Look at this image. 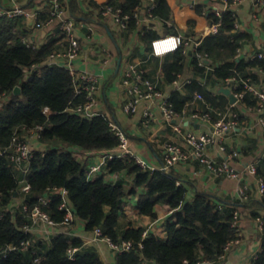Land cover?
<instances>
[{
  "label": "trees",
  "instance_id": "1",
  "mask_svg": "<svg viewBox=\"0 0 264 264\" xmlns=\"http://www.w3.org/2000/svg\"><path fill=\"white\" fill-rule=\"evenodd\" d=\"M222 1L215 0L216 3ZM141 2L89 0L88 4L97 10L109 4L120 7L123 13L132 14ZM154 3L152 16L168 20L173 12L172 0H154ZM211 4V0H198L189 6L193 16L204 17L208 24L217 25V30L204 36L196 48L197 52L207 54L212 62L210 69L206 70L205 65L199 64L195 53L191 54L189 62L194 76L184 86L186 93L174 90L169 96L179 113L183 112L194 93L212 106L224 107L227 104L225 95L214 94L207 88L209 78L215 77V81L223 85H227L228 79L236 78L238 83L234 90L239 92L244 90L243 80L249 78L253 83L257 78L256 73L247 71L248 68L264 70V57L238 59L237 51L248 35L235 31L236 16L232 10L218 14ZM70 10L78 13L76 0H71ZM47 16L45 14V18ZM195 23L194 17L187 20L189 27ZM133 26H136L135 19H130L128 29ZM27 32L22 17L0 16V149L8 151L13 136L23 132L21 127L33 128L36 125H43L40 142L46 144V149L32 152L24 177L11 166L7 152L0 154V207L3 212L0 216V247L31 240L27 248H18L1 258L0 264H103L96 251L83 248L76 252L74 258H68L69 248L82 245L79 237L56 233L46 238L25 232L23 225L30 219L22 211V204L16 202L12 205L13 210H9L17 200L30 208L47 192L50 200L42 209L53 221L63 222L66 213L59 207L62 196L58 188L67 190L75 216L84 221L87 230L100 227L102 234L114 244L131 242L129 250L117 251L116 264H182L185 260L189 263L198 260L213 263L221 260L219 257L226 244L236 238L232 225L234 211L245 204L238 200L227 202L205 191H196L188 199V189L175 172L145 169L128 155L109 159L106 171L87 178L86 165L72 155L69 147L77 146L86 151L112 150L118 146L119 139L110 128L105 113L88 118L68 111V108L84 102L87 93L85 90L75 91V81L66 66L45 63L49 54L59 48L60 38L51 37L34 47L23 41ZM167 32L176 33V30L169 28ZM141 37L149 45L157 34L145 29ZM186 56L180 48L163 57L161 71L166 82L174 81L182 73ZM32 65L37 66L28 79L24 68ZM16 85L20 86L19 93L13 91ZM242 99L247 104L256 103V98L248 91ZM45 107L48 108L47 114L43 113ZM122 171L133 176L132 184L107 177ZM21 179L30 185L26 192L20 189ZM129 195L138 196L135 209L139 214L155 218L156 207L161 204L173 210L165 224V237L144 236L142 227L120 228L124 199ZM260 239L262 251L254 264H264V222ZM35 258H40V262L34 263Z\"/></svg>",
  "mask_w": 264,
  "mask_h": 264
},
{
  "label": "crops",
  "instance_id": "2",
  "mask_svg": "<svg viewBox=\"0 0 264 264\" xmlns=\"http://www.w3.org/2000/svg\"><path fill=\"white\" fill-rule=\"evenodd\" d=\"M60 1L63 4L64 16L72 18L76 23V34L81 45L79 55L73 60V66L81 72L95 74L98 78L99 88L96 94L99 103L96 110L110 116L124 129L128 135V151L144 160L149 167L160 168L163 163L161 143L173 141L184 145L182 136L174 130L172 122L165 119L157 104H154L155 117L152 118L148 126L142 124L141 114L132 115L125 110L126 93L120 80L122 71L130 63L141 61L147 75L155 76L162 72L161 63L164 56L149 55V45L141 37L145 29H151L159 36L167 34V29L172 28L176 30V34L200 41L207 34L216 32L217 25L208 24L202 16H193V12L189 10V6H193V0H172L173 12L171 17L165 21L156 16L150 17L143 9L149 2L143 0L140 23L127 31L120 30L110 18L99 14L97 8L88 4L89 0H76L77 14L70 10L71 0ZM95 1L99 2V0ZM50 2L51 0H18L20 6L29 11L36 10L41 14L24 19V24L28 29L27 37L36 45L45 43L51 37L60 38L58 40L59 48H64L65 42L58 29L57 20L51 27H34V22L42 21L45 18V10L49 8ZM211 5H217L221 9L224 7L222 3ZM12 6V0H0V10H6ZM235 11L237 17L235 31L245 32L248 35L236 56L238 59L254 58L259 52H264V9L257 6L254 0H242L235 6ZM192 17L196 18V23L189 27L187 20ZM98 46L106 47L110 53L111 59L108 63L103 62V54ZM189 61L190 55H187L184 69L178 76L179 89H176L172 82H166L163 78L161 89L165 95L170 96L174 90L186 93L184 86L188 82V78L194 76ZM204 62L207 66L212 64L208 58ZM247 71L257 75L253 85L258 89L264 88V70L248 68ZM196 78L201 79L200 77ZM203 80L202 78L201 81ZM231 84V81L228 80L227 85H223L215 81V77H211L206 86L211 92L218 94L222 93L220 88H231ZM231 92L235 93L236 91L231 89ZM196 94H193L183 109L185 129L203 132L212 128L209 121L189 120V114L194 110H209L214 119L221 117L227 119L229 112H237L238 118L235 126L226 132L217 143L210 144L206 148V153L212 158L221 160L229 152L236 150L239 154L232 159L231 163L238 170L244 171L247 164L255 162L258 175L245 172L240 179L224 175L215 176L193 158L177 164L171 170L182 178L180 182H183L188 189V199H191L196 191H205L227 202L238 200L245 204L237 207L240 213V241L228 250L224 258L208 264H254V260L262 251L260 239L262 227L258 218L264 222V192H260L257 180L258 176L264 178V125L258 121L260 116H264V111H258L256 103L251 105L244 102L243 96L232 102L228 95L222 93L228 102L224 107H215L202 97H197ZM187 119L189 122L186 124ZM220 144L226 146L225 151L220 149ZM112 150L120 156L128 155H124L117 147ZM105 151L108 150L80 151L77 157L84 165L88 166L99 162ZM107 177L112 181L123 180L126 184L133 183V176L129 175L127 171L108 174ZM242 184L248 186L246 201H241L238 193ZM137 198V195L125 197L124 215L120 219V228L125 229L132 225L142 227L143 232H147V234L165 237V224L170 219L173 210L167 205L161 204L156 207L157 216L155 218L142 215L135 209ZM60 227L62 228V226ZM69 230L82 240L83 250L96 251L103 264H116V250L106 240H94L92 231L85 228L84 221L75 219V222L69 226Z\"/></svg>",
  "mask_w": 264,
  "mask_h": 264
},
{
  "label": "built area",
  "instance_id": "3",
  "mask_svg": "<svg viewBox=\"0 0 264 264\" xmlns=\"http://www.w3.org/2000/svg\"><path fill=\"white\" fill-rule=\"evenodd\" d=\"M13 6L6 9L0 10V16H8V17H17L20 16L23 19L35 17L38 15V11H29L26 8L20 6L18 0H12ZM143 1V0H142ZM149 3L143 7L141 2L140 5L136 7L132 14L123 13L120 7L112 6L109 4L102 5L98 12L103 17L110 18L120 30L127 31L128 30V22L130 19H135L136 25L140 23L141 20V8L145 10V12L151 17V9L154 7V0H147ZM197 0L192 1V5L195 4ZM242 0H223L222 4L224 7L221 9L217 5H212V9L216 13H220L224 10H232L234 15L236 16L235 6H237ZM212 4H217L215 0H211ZM255 4L262 9H264V0H254ZM45 13L48 16L45 20L34 22L35 28H44L51 27L57 20L58 29L61 31L63 35V40L65 42L64 48H58L49 54L45 63L47 64H59L66 66L73 79L75 81V91L81 92L82 90L86 91V99L82 103H78L73 107L68 108V111L78 113L83 117H91L97 113H103L97 111L96 108L98 106V98H97V90L98 86V78L95 74L88 73L86 71H79L73 66V60L79 55L81 50V45L79 38L76 34V23L72 18L64 16V8L63 4L60 0H51L50 6ZM237 24V17L235 22V27ZM23 41L27 45L38 46L29 38H23ZM169 42H175V47L168 48ZM199 45V41H194L190 37H186L182 34L176 33H167L161 34L150 41L149 44V55L156 57H163L169 53H172L178 49H182V52L186 55H191L195 53V56L199 60V64L205 65L206 70L210 69L209 65L205 64V60L207 59V54L197 52L196 48ZM99 47V46H98ZM99 50L101 54H103V62L108 63L111 59L110 53L104 46H100ZM239 51V49H238ZM256 56L264 57V52H259ZM37 65H32L30 68H24L26 72V78H31V71L36 68ZM191 78H188V82ZM121 83L125 89V101L124 108L125 110L132 115L141 114V122L143 125L148 126L151 123L152 118L155 117V109L154 104H157L160 112L163 114L165 119L169 122H172V126L175 131L181 134L183 144H179L173 141H164L161 143V149L163 154V163L160 166V170L165 172L170 171L177 164L193 158L197 160L202 166L206 168L208 172L215 176L224 175L227 177L234 178H242V175L245 172H249L253 175L257 174V167L255 162L249 163L244 167V171L238 170L231 162L234 157L238 156V151L232 150L229 152L226 157L221 160H217L215 158L210 157L206 153V148L212 144L217 143L226 132L232 129L238 118L237 112H229V117L227 119L221 117L218 119H214L213 115L210 111H197L194 110L189 114V120H199V121H209L212 124V128L208 131L197 132L192 129H185L184 127V111L182 113L177 112L172 102L170 101L169 95H165L161 89V84L163 83V74L162 72L157 73L155 76H149L146 73L145 68L142 66L140 62L130 63L127 67H125L121 74ZM178 78L172 81L174 87L179 89ZM231 88L234 89L237 87V79L230 78ZM243 91L235 92L234 95L237 99H240L243 94L248 91L256 98V108L258 111H264V88L258 89L253 85L252 82H249V78L243 80ZM197 97H201L199 94H196ZM157 100V101H156ZM145 102V103H144ZM144 105V106H142ZM43 113H48V108L45 107L43 109ZM108 117V124L112 131L116 134L119 139V144L117 146L118 150L122 152L124 155L128 154L132 156L136 162L145 169L154 170L155 168L149 167L148 164L138 158L133 152L128 151V135L124 131L123 128L119 126V124L114 121L110 116ZM261 124L264 125V116H260L258 120ZM187 122L188 119H187ZM43 129V125H36L33 128H25L21 127L20 130H23L21 134L16 133L10 145L7 149H0V154L8 153V160L11 166L20 171L23 174V177L26 175L29 169V160L34 150L44 151L46 149V144L40 142V132ZM67 149V148H66ZM220 149L225 151L226 146L224 144H220ZM69 150L72 152V155L77 157L78 152L86 151L77 146L69 147ZM79 155V154H78ZM120 156V154L115 153L113 150L105 151L101 157V160L96 163L89 164L87 167L86 176L87 178H93L100 174L101 172L106 171V162L115 157ZM79 159V158H78ZM80 160V159H79ZM258 186L260 192H264V178L261 176L257 177ZM30 185L25 179H21L20 181V189L24 192L28 191ZM248 186L246 184H242L239 187V196L241 201H246L248 198L247 194ZM62 196V203L60 204V208L65 210L66 220L63 222H55L53 221L48 213L44 211L42 208L46 206L49 202V193L45 192L42 196L38 198L37 203L33 204L30 208H28L25 204H22V211L25 215L30 219L29 223H25L23 225V229L25 232H31L40 237L48 238L51 235L56 233H66L70 236H75L72 234V231L69 230V226H71L77 217L75 216L74 207L71 205L67 198V190L65 188L57 189ZM16 202H14L16 204ZM13 204H11L9 210H13ZM3 215L0 207V216ZM260 222V226L262 227L263 221L261 218H258ZM232 225L236 230V238L234 240L229 241L224 247V253L219 257L220 259L224 258L228 250L236 243L240 241L241 236V228H240V213L238 208L235 209L233 215ZM62 226V228L60 227ZM93 239H103L106 240L110 246L117 251L129 250L131 248L130 241H123L121 244H114L108 237L102 234V230L100 227H95L92 230ZM143 235H147V232H143ZM31 243L30 239L22 240L18 245L10 243L4 247H0V259L6 257L11 251H14L18 248L25 249ZM83 245V244H82ZM73 246L68 249L67 257L74 258L76 252L81 250L83 246ZM34 263L40 262V258H35L33 260ZM207 260H198L194 263H189L188 261H184L182 264H208Z\"/></svg>",
  "mask_w": 264,
  "mask_h": 264
},
{
  "label": "water",
  "instance_id": "4",
  "mask_svg": "<svg viewBox=\"0 0 264 264\" xmlns=\"http://www.w3.org/2000/svg\"><path fill=\"white\" fill-rule=\"evenodd\" d=\"M14 93H19L20 92V86L16 85L13 89ZM220 92L228 95V97L230 98V100L232 102L236 101V96L234 95L233 92H231V89L230 88H227V87H222L220 88ZM188 122H186L187 124Z\"/></svg>",
  "mask_w": 264,
  "mask_h": 264
},
{
  "label": "clouds",
  "instance_id": "5",
  "mask_svg": "<svg viewBox=\"0 0 264 264\" xmlns=\"http://www.w3.org/2000/svg\"><path fill=\"white\" fill-rule=\"evenodd\" d=\"M173 47H175V42H169L168 48H173Z\"/></svg>",
  "mask_w": 264,
  "mask_h": 264
},
{
  "label": "rangeland",
  "instance_id": "6",
  "mask_svg": "<svg viewBox=\"0 0 264 264\" xmlns=\"http://www.w3.org/2000/svg\"><path fill=\"white\" fill-rule=\"evenodd\" d=\"M16 202V201H15ZM15 203L13 202V205H14Z\"/></svg>",
  "mask_w": 264,
  "mask_h": 264
}]
</instances>
